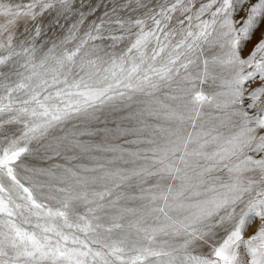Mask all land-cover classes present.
Returning <instances> with one entry per match:
<instances>
[{"label": "snow or ice", "instance_id": "6c2138e0", "mask_svg": "<svg viewBox=\"0 0 264 264\" xmlns=\"http://www.w3.org/2000/svg\"><path fill=\"white\" fill-rule=\"evenodd\" d=\"M0 264H264V0H0Z\"/></svg>", "mask_w": 264, "mask_h": 264}]
</instances>
